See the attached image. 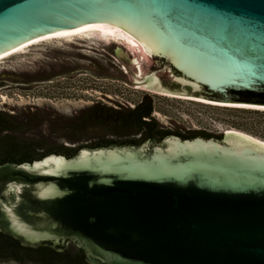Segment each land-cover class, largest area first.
I'll list each match as a JSON object with an SVG mask.
<instances>
[{
    "label": "water",
    "instance_id": "obj_1",
    "mask_svg": "<svg viewBox=\"0 0 264 264\" xmlns=\"http://www.w3.org/2000/svg\"><path fill=\"white\" fill-rule=\"evenodd\" d=\"M109 27L132 85L264 107V0H0V56L44 36ZM152 104V97H149ZM21 137L74 145L89 107L7 106ZM174 132H209L176 119ZM0 231L26 247L70 239L90 264H264V144L167 135L139 146L0 165Z\"/></svg>",
    "mask_w": 264,
    "mask_h": 264
},
{
    "label": "rangeland",
    "instance_id": "obj_2",
    "mask_svg": "<svg viewBox=\"0 0 264 264\" xmlns=\"http://www.w3.org/2000/svg\"><path fill=\"white\" fill-rule=\"evenodd\" d=\"M134 62L133 47L122 40L76 34L40 41L0 59V80L6 82L0 87V111L15 115L7 106L50 109L68 117L70 109L88 107L98 98L133 103L148 94L161 122L176 119L181 125L264 141V115L133 86L128 67L136 68ZM96 72L117 79H97Z\"/></svg>",
    "mask_w": 264,
    "mask_h": 264
},
{
    "label": "flooded vegetation",
    "instance_id": "obj_3",
    "mask_svg": "<svg viewBox=\"0 0 264 264\" xmlns=\"http://www.w3.org/2000/svg\"><path fill=\"white\" fill-rule=\"evenodd\" d=\"M95 76L97 79H117L111 76L100 75L97 72ZM131 82L129 81L130 84ZM149 97L148 94H143L133 103L106 102L102 98H98L99 100L92 102L86 111L84 110L77 115L75 121L70 125L77 135L76 139L79 141L74 143V145L65 146L75 147L78 152L84 147L96 149L112 146H139L148 140H154L157 143L161 142L165 137L162 131L166 128L159 126L155 121L154 110L147 114ZM59 155L67 158L73 157H70L67 151L59 153ZM6 159L7 157L0 151V165L4 163L21 164L26 162V160H21L20 155H17L16 158ZM1 233L7 239H15L9 234ZM26 248L34 250L33 257L37 256L38 260L43 258L46 262L50 261L49 254L51 251L70 257H80L81 254H84L86 257L84 251L78 248L70 239L61 240L58 244H55L53 241H44L37 247ZM37 251H42L43 257H39Z\"/></svg>",
    "mask_w": 264,
    "mask_h": 264
},
{
    "label": "trees",
    "instance_id": "obj_4",
    "mask_svg": "<svg viewBox=\"0 0 264 264\" xmlns=\"http://www.w3.org/2000/svg\"><path fill=\"white\" fill-rule=\"evenodd\" d=\"M5 83V81L0 80V87ZM148 101L147 114L154 109L150 99H148ZM232 108L239 112L264 115V110L240 107ZM19 119L21 118H18L17 115L0 111V151L7 159L16 158L17 155H20L21 160L32 162L40 160L49 154H59L67 151L71 157L77 152V148L65 146L63 142L58 147H52L48 146L43 141L21 137L23 122L18 121ZM162 133L163 136L177 135L182 139H192L198 136H202L205 139L213 136L218 138L222 137V134L217 135L202 131L180 133L170 129H164ZM33 251L34 250L30 248L21 246L15 239H7V237L0 232V264H89L84 254H81L80 257H70L51 251L49 254L50 261L46 262L43 258L38 260L36 258L37 256L33 257ZM38 255L39 257H43V252L39 251Z\"/></svg>",
    "mask_w": 264,
    "mask_h": 264
},
{
    "label": "bare ground",
    "instance_id": "obj_5",
    "mask_svg": "<svg viewBox=\"0 0 264 264\" xmlns=\"http://www.w3.org/2000/svg\"><path fill=\"white\" fill-rule=\"evenodd\" d=\"M76 34H91V35H95L97 37H100L102 39H113V40H122L123 42L127 43L129 47H132V45L130 43H128L126 40H124L121 36H119L117 33H115L113 30H111L109 27H101V28H94V29H88V30H81V31H75V32H68V33H62V34H55V35H49V36H44L42 38H39V39H36L34 41H31L29 43H26L24 45H22L21 47L15 49V50H12L6 54H3L2 56H0V59L2 58H5L7 56H10L28 46H31L35 43H38L40 41H44L46 39H52V38H63V37H67V36H73V35H76ZM134 65L136 67V69H139V66L137 68V65L136 63L134 62ZM144 88V87H143ZM155 92H158V91H155ZM160 94L162 95H165L167 93H163V92H159ZM169 95V94H168ZM171 96V95H169ZM177 97V96H176ZM184 98H187V99H192V100H197V101H200V102H205V103H208V104H212V105H215V106H224V107H240V108H248V109H258V110H264V107H254V106H246V105H231V104H222V103H214V102H208V101H204V100H200V99H194V98H188V97H184ZM235 134L237 135H240L242 136L244 139H247L249 141H252V142H256V143H260V144H264V141H261V140H258L254 137H251L247 134H243V133H238V132H235Z\"/></svg>",
    "mask_w": 264,
    "mask_h": 264
}]
</instances>
